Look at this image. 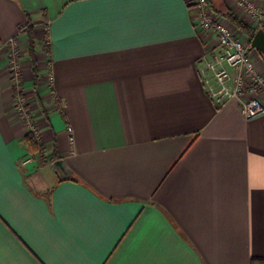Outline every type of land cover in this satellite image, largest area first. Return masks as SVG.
Listing matches in <instances>:
<instances>
[{
  "label": "crops",
  "instance_id": "1",
  "mask_svg": "<svg viewBox=\"0 0 264 264\" xmlns=\"http://www.w3.org/2000/svg\"><path fill=\"white\" fill-rule=\"evenodd\" d=\"M27 17L47 31L28 105L48 159L56 147L43 164L9 70L10 39L27 52ZM215 43L189 0H0V264L264 258V115L211 98Z\"/></svg>",
  "mask_w": 264,
  "mask_h": 264
},
{
  "label": "built area",
  "instance_id": "2",
  "mask_svg": "<svg viewBox=\"0 0 264 264\" xmlns=\"http://www.w3.org/2000/svg\"><path fill=\"white\" fill-rule=\"evenodd\" d=\"M227 5L235 8L239 17H248L256 29L264 24V0H225ZM189 8L193 12L195 23L203 33H210L215 37L211 55L205 59L202 68L205 75L204 83L208 87L209 95L213 100L222 104L235 99L239 103L240 111L246 119H255L264 115V64L258 52L251 46V37L246 36L228 18L213 10L211 0H189ZM255 22V23H253ZM13 46L10 49L12 89L14 109L18 118L24 123L27 130H31L37 138L40 132L27 107L24 95L20 88V64L15 39H10ZM257 54L258 58L255 57ZM264 63V62H263ZM51 85L53 74L47 76ZM70 135V144L73 142L72 127H67ZM26 158L24 163L30 162Z\"/></svg>",
  "mask_w": 264,
  "mask_h": 264
},
{
  "label": "trees",
  "instance_id": "3",
  "mask_svg": "<svg viewBox=\"0 0 264 264\" xmlns=\"http://www.w3.org/2000/svg\"><path fill=\"white\" fill-rule=\"evenodd\" d=\"M211 5L213 10H215L217 13L225 16L228 18L236 27H238L242 32L246 33L250 37L254 35L255 29L254 27H251L244 23V21L236 14L234 11H231L229 8H225L221 5L220 2L216 0H211ZM263 27L264 24L260 25L258 28ZM24 31L27 34L28 37V49H27V55L30 62V69L33 74V85H32V95L35 96V98L38 100V103H40V96L39 92L37 91V83L40 78V66L39 61L37 59V45H38V35L36 33L34 25L31 23L30 18L27 17V23L24 29H21L20 32ZM47 35V31H46ZM264 56V55H263ZM20 91L22 95H26L24 92L22 85L20 88ZM28 107V104H27ZM24 143L25 147L29 154L35 155L36 158H38V162L40 163H46L48 160H51L56 156L55 153V144L53 146V155L48 159L47 157V146L43 142V140L39 137L37 138L35 134L31 130H27L25 132L24 136ZM250 264H264V258L261 257H253L250 260Z\"/></svg>",
  "mask_w": 264,
  "mask_h": 264
},
{
  "label": "rangeland",
  "instance_id": "4",
  "mask_svg": "<svg viewBox=\"0 0 264 264\" xmlns=\"http://www.w3.org/2000/svg\"><path fill=\"white\" fill-rule=\"evenodd\" d=\"M218 2H220L221 3V5L222 6H224L225 8H229L231 11H234V13H236L235 11V8H232L231 6H229V5H227V3H226V1L225 0H219ZM243 21H244V23H246L247 25H249V26H251V27H254L255 29H256V26L255 25H252V24H250L251 23V20L248 18V17H240ZM253 23H255V22H253ZM38 36H39V39L40 38H46L47 37V35H46V31L44 32V34L42 35V29H39L38 31ZM244 33V32H243ZM246 36H249V35H247L246 33H244ZM41 40V39H40ZM39 43H41V42H39ZM16 46H15V50H16V52H17V62L20 64V69L23 67V66H29L30 67V62H29V59H28V55H27V52L26 51H22L21 53H20V51H19V48L17 47V44H15ZM255 57L256 58H258V56H257V54H255ZM261 57H262V59H263V62H264V56L261 54ZM262 62V64H264ZM22 70V69H21ZM23 84V83H22ZM27 84V83H26ZM27 96H25V101H27V103H28V105H32L33 107L34 106H36V102H33L34 100H33V98H34V96L32 95V93H31V91H28L27 92V94H26ZM31 113V112H30ZM31 118L35 121V119L33 118V116H32V114H31Z\"/></svg>",
  "mask_w": 264,
  "mask_h": 264
},
{
  "label": "water",
  "instance_id": "5",
  "mask_svg": "<svg viewBox=\"0 0 264 264\" xmlns=\"http://www.w3.org/2000/svg\"><path fill=\"white\" fill-rule=\"evenodd\" d=\"M251 46L264 55V28H258L251 37Z\"/></svg>",
  "mask_w": 264,
  "mask_h": 264
}]
</instances>
